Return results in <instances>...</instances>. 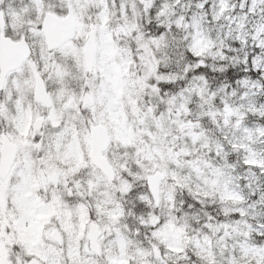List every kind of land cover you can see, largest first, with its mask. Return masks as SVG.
<instances>
[{"label": "snow or ice", "instance_id": "6c2138e0", "mask_svg": "<svg viewBox=\"0 0 264 264\" xmlns=\"http://www.w3.org/2000/svg\"><path fill=\"white\" fill-rule=\"evenodd\" d=\"M0 264H264V0H0Z\"/></svg>", "mask_w": 264, "mask_h": 264}]
</instances>
